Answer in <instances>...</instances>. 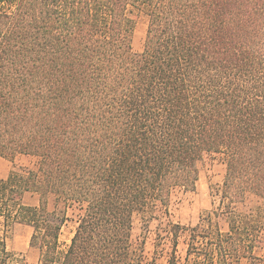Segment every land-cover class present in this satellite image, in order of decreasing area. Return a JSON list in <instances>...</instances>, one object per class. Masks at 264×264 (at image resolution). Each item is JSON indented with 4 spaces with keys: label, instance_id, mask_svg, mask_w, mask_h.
Masks as SVG:
<instances>
[{
    "label": "trees",
    "instance_id": "1",
    "mask_svg": "<svg viewBox=\"0 0 264 264\" xmlns=\"http://www.w3.org/2000/svg\"><path fill=\"white\" fill-rule=\"evenodd\" d=\"M207 154L225 165L219 204L186 231L184 264H264V218L232 209L264 206V0H0V158L39 160L0 180V228L29 227L37 264H139L133 217L193 191ZM0 264H18L3 236Z\"/></svg>",
    "mask_w": 264,
    "mask_h": 264
},
{
    "label": "rangeland",
    "instance_id": "2",
    "mask_svg": "<svg viewBox=\"0 0 264 264\" xmlns=\"http://www.w3.org/2000/svg\"><path fill=\"white\" fill-rule=\"evenodd\" d=\"M129 17L134 22L132 51L140 53L146 35L147 17L137 10H133ZM38 166L39 160L35 157L16 156L12 162L0 158V180H5L11 170L36 172ZM224 175L225 165L221 156L207 154L198 163V180L193 191L174 189L170 193L167 205H158L145 216L138 214L133 217L131 242L136 257L139 258V264H167L173 253L178 263L184 264L188 241L186 231L195 227L206 214L216 211ZM37 202L38 196L32 193L24 195L22 199V204L28 206H36ZM263 208V202L251 194H247L241 203L232 206L235 213L250 214L258 217L260 221L264 218ZM48 209L62 212L64 206L50 196ZM78 213L75 208L66 211L67 222L59 236L62 249L69 244L74 233ZM216 221L220 230H226L225 217L220 216ZM173 225L179 226L175 252L170 235ZM262 225L264 228V222ZM31 235L32 230L21 224L12 225L5 234L0 228V236L4 237L8 251L16 256L18 264L38 262V250L30 246Z\"/></svg>",
    "mask_w": 264,
    "mask_h": 264
}]
</instances>
